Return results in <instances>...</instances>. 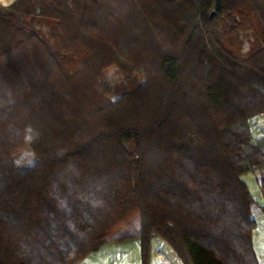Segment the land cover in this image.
Here are the masks:
<instances>
[{"label":"trees","instance_id":"16d2710c","mask_svg":"<svg viewBox=\"0 0 264 264\" xmlns=\"http://www.w3.org/2000/svg\"><path fill=\"white\" fill-rule=\"evenodd\" d=\"M215 5H0V264H78L137 215L142 264L155 236L183 264H258L242 177L264 187V0Z\"/></svg>","mask_w":264,"mask_h":264},{"label":"rangeland","instance_id":"374dc122","mask_svg":"<svg viewBox=\"0 0 264 264\" xmlns=\"http://www.w3.org/2000/svg\"><path fill=\"white\" fill-rule=\"evenodd\" d=\"M34 25L42 32H47L49 30L48 25L44 21L35 22ZM247 35L248 38L244 39L242 45L244 53L250 50V38L253 34L251 31H247ZM102 83L110 90L112 99L120 97L125 92L122 76H120V72L116 68H111L105 72ZM14 161L20 170L31 167L35 162L33 153L28 150L18 152L15 155ZM138 217V215L133 217L120 227L118 230L121 229V232H118L117 235H133L138 230L140 231L141 224L139 223L140 218ZM117 231L111 234L108 242ZM132 237L134 238L125 241H117L116 243L110 244V246H105L107 242L103 245L105 246L104 248H102V246L99 251L89 254L78 264H142L141 240L139 237H136V235ZM153 238L151 240L150 264H167L169 260L165 257L168 256L166 248L168 250L172 249L173 251L174 249L161 237H156L154 240Z\"/></svg>","mask_w":264,"mask_h":264},{"label":"crops","instance_id":"0c3cea01","mask_svg":"<svg viewBox=\"0 0 264 264\" xmlns=\"http://www.w3.org/2000/svg\"><path fill=\"white\" fill-rule=\"evenodd\" d=\"M16 1L17 0H0V5L3 7H9L12 4H14ZM250 128H251V134L254 140H260L261 138H264V113L250 121ZM242 180L247 186L255 202L252 208V214H251L252 218L255 221V228L252 232V244H253V249H254L258 264H264V187L259 185V183L257 182V179L251 173L245 174L242 177ZM139 223H140V219H139ZM120 230H118L111 237V240H109V242L105 246H110V244L116 243L117 241H125L127 239L134 238L132 237L134 235L138 237L140 234V231L138 230L133 235L127 234V236H124V235L118 236L117 234L118 232H121ZM105 246H103L102 248H104ZM163 247L166 248L165 246ZM166 250H167V255L169 256V257L165 256L169 260L167 264L169 263L170 264H183L181 259L172 249L168 250L166 248ZM160 264H163V263H160Z\"/></svg>","mask_w":264,"mask_h":264},{"label":"water","instance_id":"95a60500","mask_svg":"<svg viewBox=\"0 0 264 264\" xmlns=\"http://www.w3.org/2000/svg\"><path fill=\"white\" fill-rule=\"evenodd\" d=\"M219 6H220V0H216V7L214 12L212 13L211 17L215 16V14H217V12L219 11Z\"/></svg>","mask_w":264,"mask_h":264}]
</instances>
